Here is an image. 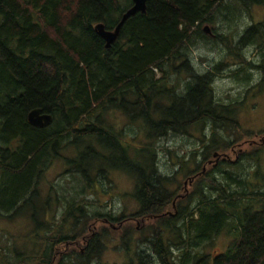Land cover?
Wrapping results in <instances>:
<instances>
[{"label":"trees","instance_id":"obj_1","mask_svg":"<svg viewBox=\"0 0 264 264\" xmlns=\"http://www.w3.org/2000/svg\"><path fill=\"white\" fill-rule=\"evenodd\" d=\"M233 2L244 9L264 6V0H146L145 13L127 19L107 49L94 26L102 23L105 30H113L131 0H0V218H11L33 205L36 246L21 251L14 244L15 259L7 260L1 251L0 264H94L111 235L105 232L109 228L100 226L102 220L105 225L127 223L119 227L120 247L127 258L123 264H264V175L259 157L264 143L238 152L230 169L222 168L224 160L204 177H196L188 194L182 193L176 176L190 164L200 165L176 155L174 166L179 169L168 176L158 170L156 161L160 137L184 135L193 126L208 124L210 135L198 139L202 148L192 152V158L228 153L256 137L240 126L232 106L214 100L209 76L189 73L184 94L176 91L178 82L165 86L170 75L180 74L185 66L176 64H186L188 46L210 40L202 25L214 23L225 11L233 13ZM263 28L249 27L238 42L259 40L261 48ZM215 38L224 46L231 44L227 36ZM156 72L162 73V80L155 79ZM37 108L52 116L49 126L28 123V112ZM108 110L125 112L133 127L134 122L142 124L150 140L145 150L129 155L121 133L103 118ZM257 137L264 139V132ZM94 144L108 151L96 158L113 160L112 168L133 179L135 219L151 221L141 226L148 238L139 241L148 251L137 250V241L130 253L134 241L130 217H112L96 206L90 211L84 197L67 200L60 219L55 218L56 209L44 217L51 210V197L41 207L35 205L43 174L67 148L82 147L70 162L79 165L66 172L85 183L77 195L91 188ZM245 161L253 167L251 181L243 174ZM98 172L105 179L104 171ZM174 183L177 187L170 189ZM108 187L101 189L103 194L112 191L109 180ZM99 200L95 202L101 207ZM40 216L44 219L39 222ZM223 231L230 237L223 252L202 251ZM66 243L61 255L59 249Z\"/></svg>","mask_w":264,"mask_h":264},{"label":"rangeland","instance_id":"obj_2","mask_svg":"<svg viewBox=\"0 0 264 264\" xmlns=\"http://www.w3.org/2000/svg\"><path fill=\"white\" fill-rule=\"evenodd\" d=\"M232 10L233 13L231 14L226 15V11L223 12V16L218 14L214 23H204L201 27L203 28L204 26H208L214 35L221 34L222 36H227L230 38H227V42L231 41V44L224 46L220 44L215 37L212 38L209 35H206L213 41L199 40L195 45L188 46L187 51L189 59L188 64H190L192 66L191 68L197 72H205L211 65H213L216 69H218V67L220 68L219 70L214 71L215 75L212 78V83L210 84L214 100L220 105L236 104L230 106H232L235 110L236 118L240 126L244 130L251 131L256 135L254 140H243L240 142L237 145V148L235 147L237 151L235 148H232L230 150L231 153L217 152L215 154V159L220 161L226 160V165L223 164L224 166L222 167L225 169H230V165H235L231 163L235 161L238 152L242 153L246 149L254 146H260L264 143V139L257 137L258 134L264 132V83H261L262 76H260V74H256L255 72L251 76V80H253L246 84L240 78L229 75L230 70L239 69L241 71H246L248 69H252V66L248 65H252V62L257 65H260L259 63H261L264 68V61H262L263 58L261 55V51H264V37L261 38V41L263 42L261 48L258 47L259 40L247 45L240 44L238 42L240 36H242L245 30L249 27L253 25H260L261 27H264V12L260 9V7L252 6L249 9H244L234 2L232 3ZM228 55H233V57L227 58ZM220 62H222L221 66L218 65ZM233 62H236V66H232ZM227 63L230 66H228ZM184 70L189 72L187 68ZM156 74V76H158V72H156ZM175 76L176 74H171L169 82L172 86L178 82L179 86L176 91L181 94L180 88L184 87L183 85L188 77L184 73L182 76L179 75L176 78ZM238 102L241 103L238 105ZM180 109L181 106L178 107V113H180ZM125 114L126 113L123 111L108 110L104 113L103 118L107 124L112 125L114 129H117L121 133L120 135L121 138H123L122 140L126 141L125 144L128 147V153L129 155H132L135 149L143 148V150H145L146 145L150 140L147 138L142 124L137 121L134 122V126L137 128L133 127L130 123L131 120L129 121ZM133 130L138 131L136 136H134ZM209 135L210 126L208 124H203L201 127L193 126L188 128L186 134L184 135L168 133L165 136L160 137L155 143L158 170L162 174L168 176L172 175L174 170L179 169L177 166H174V164L176 165L178 161L174 157L176 155L178 157H185L188 160L194 159L193 162L199 161L197 156L192 158V152H194L197 148H202V143L201 141H198V139L202 136L208 138ZM258 140L261 143H259ZM262 148L263 151L259 154L260 174L264 175V147ZM92 149L91 165L94 168L89 172V178L92 180V183H90L91 188L88 189L84 195H77V192L80 187H84L85 183L82 181L78 182L75 179L76 176L66 173L70 171L72 167L79 165V161H77V164L74 165H70V162L75 160L78 151L82 150V147L78 150L74 148H67L59 152V156L53 160L51 166L43 174V177L38 185L39 197L36 199L35 205L41 207V202L46 197H51V200L49 201V207H51V210L48 209V214L44 217H49L52 210L56 209L55 218L60 219L61 214L66 207L65 202H67V200L74 198L76 200H80V197H84V204L89 206L90 211H93V209H96L97 207L101 213H109L112 217L120 215L123 217H130L129 220H132L133 223L131 238L134 240L132 244H130V253L132 254V250L136 249L134 243H137V241L139 242L143 238H148V232H141L143 229L141 226H148L151 224V221L150 219H135L134 214L136 213V210H138V205L133 196L135 189L133 179L123 170L112 168L111 164L114 162L113 160L112 162H109V160L105 161L100 158H96V154H107V150L102 149L96 144L92 146ZM115 161L116 163H119L118 159H115ZM242 166L244 168L243 174L247 173V177L249 176V181H251L252 176L249 174L252 173V165L249 166V164L245 161L242 163ZM191 168L190 164L189 169L186 168L184 171L188 172ZM99 170L104 171L105 179L102 178V175L98 172ZM184 177L185 176H181L179 173L176 176L177 183L182 185L184 183ZM108 180L110 181L112 191L108 194H103L102 190L109 188ZM186 185L184 186L183 184V194L188 191V187ZM176 187L177 185L174 183L169 188L175 189ZM99 197V203L103 204L101 207H99L98 203L95 202V199L98 200ZM180 197L181 195H178L179 199ZM168 213L171 215L169 211L166 214ZM39 218V222L44 219L43 216H40ZM105 223L106 221L104 220L99 221L100 226H106L112 232L108 229L105 230V232L109 234L111 233V235L105 241L104 249L99 256H97V262L94 261V264H123L127 261V258L120 247L119 227L127 223L123 222L124 224L118 223L114 225L110 223L105 225ZM99 224L97 223V226ZM91 226V229H95L96 221H93ZM33 230V205L31 204L24 208V210L18 215L5 220L0 218V252L3 251V253L8 256L7 260L13 261L15 259V255L11 249L14 244L15 248L21 251L31 248L33 244ZM229 239L230 237L226 235L225 231H223L211 242L207 243L202 251L211 255H217L225 250ZM82 243L84 242L82 241ZM137 244V250L148 251L146 244H142L141 242ZM67 245L68 243L59 249L61 251V255L65 252ZM34 247L36 246L34 245ZM75 249L80 251L82 250L79 247H76ZM69 253L70 251L65 253L66 255L64 257L69 255Z\"/></svg>","mask_w":264,"mask_h":264},{"label":"flooded vegetation","instance_id":"obj_3","mask_svg":"<svg viewBox=\"0 0 264 264\" xmlns=\"http://www.w3.org/2000/svg\"><path fill=\"white\" fill-rule=\"evenodd\" d=\"M257 7H260V9L264 12V6L263 5H259V6H257ZM211 33H212V31H211ZM210 37H212V38H214L215 37V35L212 33L211 35H209ZM231 57H233V55L232 56H230V55H228L227 56V58H231ZM186 60H185V62H186V64H179V63H177L176 65L177 66H184L185 68H187L188 70H189V72H187V70H182L181 72H180V74L179 75H181L182 76V74L184 73L187 77H188V79H189V76H188V74L190 73H192V74H195V75H201L202 74V76L203 75H206V76H209L210 78H211V80H210V84L212 83V78L214 77V75H215V67H213V65H211V66H209V68H207V70L205 71V72H202V73H200V72H197L196 70H194V69H192L191 67V65L190 64H188V62H189V59H188V56L186 55ZM226 62H227V60H226ZM252 62V61H251ZM221 63L222 62H220V63H218V65H220L221 66ZM260 65H257V64H254L253 62H252V65L251 64H248L249 66H252V69H248V70H244V71H241V70H239V69H235V70H230V69H228V70H230L229 71V75H232L233 77H236V78H240L242 81H244V83H250L252 80H251V76L256 72V74H260V76H262V80H261V83H264V68L262 67V65H261V63H259ZM175 65V66H176ZM227 65L228 66H230L228 63H227ZM232 66H236V62H233L232 63ZM191 68V69H190ZM257 69V70H256ZM184 71V72H183ZM179 75H177L176 74V76H175V78L177 77V76H179ZM155 79L156 80H162V73H159L158 72V76H156L155 77ZM187 79V80H188ZM186 80V81H187ZM185 81V82H186ZM165 86L167 87V88H171V87H173L171 84H170V82L168 81V82H166V84H165ZM184 86V85H183ZM257 86H259V85H257ZM255 87H256V85H255ZM181 89V94H184V92H186V86H184V87H181L180 88ZM215 103V102H214ZM241 103V102H240ZM239 102H238V105L240 104ZM148 105H151V104H148ZM167 105H169V104H167ZM210 105H213V102L210 104ZM229 105H236V104H229ZM260 138V137H259ZM259 141V140H258ZM259 143H261L260 141H259ZM258 143V144H259ZM260 145V144H259ZM216 158V155H215V153H213V152H210L209 153V155L207 156V157H205V158H203V157H198V159H199V161H196V165H200L198 168H196V166H194V165H192L191 167V170H190V172H189V174H187V172H185V173H180V175L181 176H185L184 177V186L186 185L188 188H193V184H194V182H195V180H196V177L197 178H199V177H201V176H205L206 175V173L208 172V171H211V169L212 168H214L219 162H223L224 160H222V161H220V160H217V159H215ZM228 161V160H227ZM214 162V163H213ZM187 189V188H186ZM183 191H184V189H182ZM181 190V191H182ZM183 193V192H182ZM185 194H188V192H185ZM178 195H180V194H178ZM182 195L183 194H181V197H180V199H182L183 197H182ZM173 205H174V202H173ZM116 224H118V223H116ZM80 252H82V250L80 251Z\"/></svg>","mask_w":264,"mask_h":264},{"label":"water","instance_id":"obj_4","mask_svg":"<svg viewBox=\"0 0 264 264\" xmlns=\"http://www.w3.org/2000/svg\"><path fill=\"white\" fill-rule=\"evenodd\" d=\"M131 3V6L122 13L119 22L113 30H105L102 23H98L94 26V31L104 41L105 48H110L117 40L120 29L127 19L136 13H145L146 0H131ZM203 31L206 35L212 34L211 29L208 26H204ZM27 121L33 127L44 128L51 124L52 116L47 113H42L41 110L37 108L28 112Z\"/></svg>","mask_w":264,"mask_h":264}]
</instances>
